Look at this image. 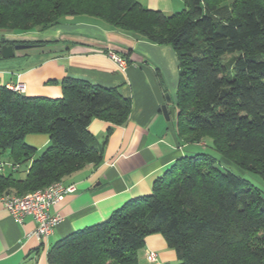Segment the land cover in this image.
<instances>
[{
    "label": "trees",
    "instance_id": "obj_1",
    "mask_svg": "<svg viewBox=\"0 0 264 264\" xmlns=\"http://www.w3.org/2000/svg\"><path fill=\"white\" fill-rule=\"evenodd\" d=\"M67 16L172 47L178 84L170 125L179 144L210 140L217 156L178 158L148 195L57 241L47 263L139 264L144 239L160 234L177 264H264V197L242 177L264 182V0H184L168 15L137 0H0L2 32L45 31ZM17 43L2 37L0 59L2 45ZM59 84L57 99L0 86V160L17 166L0 171V197L98 167L111 129L98 145L88 125L128 122L131 101L115 89L70 77ZM27 135H46L49 143L37 154ZM22 165L25 176L14 177Z\"/></svg>",
    "mask_w": 264,
    "mask_h": 264
},
{
    "label": "crops",
    "instance_id": "obj_2",
    "mask_svg": "<svg viewBox=\"0 0 264 264\" xmlns=\"http://www.w3.org/2000/svg\"><path fill=\"white\" fill-rule=\"evenodd\" d=\"M137 1L167 15L184 6V0ZM3 38L23 42L17 43L28 46L22 50L34 51H16L12 58L0 59V86L22 84L20 93L25 96L57 99L62 95L59 82L70 77L115 89L131 101L124 126H111L98 119L88 125V133L98 145L111 129L102 163L98 167L88 165L62 180L66 185L75 184L76 191L49 208L50 214L62 216L50 236L36 238L34 221L25 217L19 223L0 200V264H48L47 252L57 241L104 221L127 201L148 195L157 178L187 155V149H195L178 143L170 121L161 112V106L167 104L166 95L175 107L178 61L168 45L137 40L86 17H64L45 31L4 32ZM37 41L42 43H33ZM113 56L124 65L120 66ZM25 142L43 150L49 139L46 135H27ZM149 252L156 254L154 261H147ZM138 261L177 264V257L160 234H152L144 239Z\"/></svg>",
    "mask_w": 264,
    "mask_h": 264
},
{
    "label": "built area",
    "instance_id": "obj_3",
    "mask_svg": "<svg viewBox=\"0 0 264 264\" xmlns=\"http://www.w3.org/2000/svg\"><path fill=\"white\" fill-rule=\"evenodd\" d=\"M113 59L123 66L124 62L116 56ZM10 90L15 92H22L24 85L17 84L10 86ZM16 170L17 166L10 163H3L0 160V171L3 168ZM76 191L75 184H64L62 181L54 182L44 188L37 189L33 192L27 193L23 196L8 195L0 197L5 210L19 223L25 217H30L35 223L34 236L40 240L46 239L50 236L54 228L62 220L59 214H50L49 208L51 205L61 201L65 195L72 194ZM156 254L149 252L146 255L147 261H154Z\"/></svg>",
    "mask_w": 264,
    "mask_h": 264
},
{
    "label": "rangeland",
    "instance_id": "obj_4",
    "mask_svg": "<svg viewBox=\"0 0 264 264\" xmlns=\"http://www.w3.org/2000/svg\"><path fill=\"white\" fill-rule=\"evenodd\" d=\"M67 17H71V16H67ZM3 34H4V32L0 31V39L3 37ZM33 51H34L33 49L19 50L18 53H24V52L28 53L29 52L31 54ZM11 60H13V59H11ZM28 138H30V137H28ZM205 143H206V147H205ZM200 145H202V147L198 146L197 144L186 145V146H193V148H195L194 150L187 149L186 150L187 155H192V154H195L197 152H204V153L210 154L212 156H217L215 151L212 149V145H211L210 140H206L205 142H202ZM43 150H37V154H40ZM26 168H27L26 165H22L17 171H15L13 173L14 177L23 178L25 176ZM8 170H9V168L6 167V168H3L2 172L7 173ZM242 177L244 179H246L247 181H249L251 184H253L255 187H257L260 190L262 196L264 197V182L263 181H261L259 178L255 177L252 174H249L247 172H245L242 175Z\"/></svg>",
    "mask_w": 264,
    "mask_h": 264
},
{
    "label": "water",
    "instance_id": "obj_5",
    "mask_svg": "<svg viewBox=\"0 0 264 264\" xmlns=\"http://www.w3.org/2000/svg\"><path fill=\"white\" fill-rule=\"evenodd\" d=\"M28 46L22 44L15 45H2L1 46V57L4 59L12 58L16 51L22 50ZM166 105L161 106V112L166 121H174L177 113H175V107L171 105V100L168 95L165 96Z\"/></svg>",
    "mask_w": 264,
    "mask_h": 264
}]
</instances>
